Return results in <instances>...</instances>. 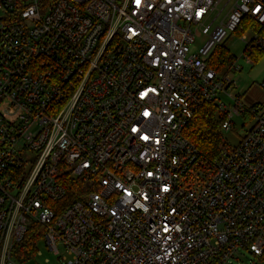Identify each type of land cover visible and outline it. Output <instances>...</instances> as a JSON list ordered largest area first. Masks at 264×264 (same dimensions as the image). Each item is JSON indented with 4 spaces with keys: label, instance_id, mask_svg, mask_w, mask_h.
Returning <instances> with one entry per match:
<instances>
[{
    "label": "built area",
    "instance_id": "built-area-1",
    "mask_svg": "<svg viewBox=\"0 0 264 264\" xmlns=\"http://www.w3.org/2000/svg\"><path fill=\"white\" fill-rule=\"evenodd\" d=\"M235 34L264 55V0H0V264L33 222L62 264L263 258L264 106L211 65ZM211 102L253 124L208 168L185 130ZM65 174L96 188L52 206Z\"/></svg>",
    "mask_w": 264,
    "mask_h": 264
},
{
    "label": "trees",
    "instance_id": "trees-1",
    "mask_svg": "<svg viewBox=\"0 0 264 264\" xmlns=\"http://www.w3.org/2000/svg\"><path fill=\"white\" fill-rule=\"evenodd\" d=\"M234 58H236L235 55L230 53L222 44L214 49L211 65L217 71H222L232 63ZM259 58L260 55L256 60ZM223 120L224 116L219 114L216 103L211 102L200 107L186 127L185 134L200 151V162L205 167H212L213 160L225 146L221 135ZM63 180L67 188V194L60 200L51 201L52 206H66L74 199L80 198L83 191L96 188L83 179L74 178L70 174H65ZM44 234L45 228L43 225L38 222L30 224L24 238L16 245L13 252L15 259L20 264H28L34 259L38 251V243L42 240Z\"/></svg>",
    "mask_w": 264,
    "mask_h": 264
},
{
    "label": "rangeland",
    "instance_id": "rangeland-1",
    "mask_svg": "<svg viewBox=\"0 0 264 264\" xmlns=\"http://www.w3.org/2000/svg\"><path fill=\"white\" fill-rule=\"evenodd\" d=\"M249 37L253 36L252 31L247 32ZM199 39L201 37H198ZM224 47L235 55L242 69L232 76L235 79L233 92L242 94V101L247 107L256 104L264 106V87L261 85L264 79V55L258 60L247 61L245 58L246 44L242 41L239 34L233 35L223 43ZM226 100L228 98L226 97ZM234 128L232 130H222V140L228 147L236 146L246 131L252 126L253 120H247L243 116H236L233 119ZM239 259L235 258L233 264H264V257H257L247 250L241 249ZM66 255L62 246H59V252L56 253L50 249L45 238L38 243V251L28 264H62L61 256Z\"/></svg>",
    "mask_w": 264,
    "mask_h": 264
}]
</instances>
